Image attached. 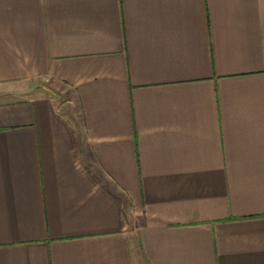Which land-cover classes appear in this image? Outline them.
Listing matches in <instances>:
<instances>
[{
  "label": "crops",
  "instance_id": "0c3cea01",
  "mask_svg": "<svg viewBox=\"0 0 264 264\" xmlns=\"http://www.w3.org/2000/svg\"><path fill=\"white\" fill-rule=\"evenodd\" d=\"M0 264H264V0H0Z\"/></svg>",
  "mask_w": 264,
  "mask_h": 264
}]
</instances>
